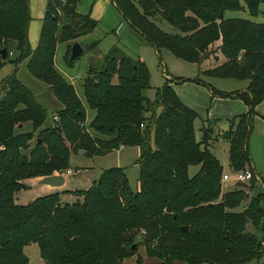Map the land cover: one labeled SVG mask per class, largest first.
<instances>
[{"label":"trees","instance_id":"trees-1","mask_svg":"<svg viewBox=\"0 0 264 264\" xmlns=\"http://www.w3.org/2000/svg\"><path fill=\"white\" fill-rule=\"evenodd\" d=\"M79 1L47 0L32 48L29 0H0V48L6 47L0 67L14 47L16 55L9 60L26 59L29 71L62 103L57 118L42 126L46 112L33 92L14 72L0 81V264H29L24 248L32 242L38 245L41 264H122L134 254L137 264H147L138 253L140 245L155 264H240L259 256L264 251V187L252 188L261 178L254 173L224 189L223 165L210 148L212 125H203L197 139L198 112L167 81L149 99L144 94L149 72L140 58L112 45L99 67L88 68L81 86L93 115L86 122L84 102L54 64L58 42L75 39L97 23L90 12L77 10ZM113 1L156 50L166 47L199 64L222 54L221 61L201 73L248 79L244 90L232 92L248 108L227 118L229 127L220 135L228 141L231 170H252L247 142L255 106L264 100V22L225 13L246 6L256 15L260 0H243L245 5L240 0ZM158 17L179 32L160 29ZM69 54L68 49L71 64L76 57ZM25 121L32 129L16 131ZM128 145L138 147L136 189L124 166L115 165L89 187L75 189L73 201L62 202L59 191L27 204L15 201V191L26 180L69 168L72 150L91 156ZM192 164L199 168L190 175ZM245 199L243 209L236 210Z\"/></svg>","mask_w":264,"mask_h":264},{"label":"rangeland","instance_id":"rangeland-1","mask_svg":"<svg viewBox=\"0 0 264 264\" xmlns=\"http://www.w3.org/2000/svg\"><path fill=\"white\" fill-rule=\"evenodd\" d=\"M240 1L245 5L243 0ZM76 6L79 12H90L91 16L97 20V23L90 31L75 38L83 46L84 50L71 64H68L66 60L69 40L58 42L54 55V64L56 69L74 85L77 94L84 102L87 109L86 122L92 117L93 110L87 106L84 98L81 86L83 76L86 75L90 66L99 67L109 48L112 45H117L132 58H140L145 63L149 72V87L144 90V94L149 99L154 100L157 89L167 81L175 89L182 101L198 112V116L194 120L197 139L202 136L203 125L207 126L208 123L212 125L214 131L212 132L213 140L210 148L212 150L215 149L223 164V172H231L229 164L225 163L228 141L220 133L229 127L227 118L247 110V104L242 98L232 92L244 90L248 85V79L209 76L201 73L203 68L213 66L215 62L221 61L224 58L222 54L218 55L216 59L210 57L199 64L176 56L166 47H160L156 50L144 35L130 25L121 15L113 0H80ZM259 10L258 14L252 15L244 6L241 9L227 10L225 14L228 17L241 16L264 22V0H260ZM155 22L163 31L169 33L179 32V29L172 26L165 19L158 17ZM94 41H96L95 45L87 46V44ZM217 43L218 41L212 47L215 48ZM12 51L13 53L0 67V81L14 72L16 77L33 92L36 99L44 107L46 115L42 126H47L53 122V114H57V110L62 103L56 98L45 81L34 76L29 71L26 59H22L17 63L9 60L16 55L14 47H12ZM218 91H223L224 93L219 94ZM260 102L261 104H257L258 106L264 105V100ZM242 108L246 109L242 110ZM258 113V110H256V114ZM260 113L257 117H253L252 123L254 125L249 134L247 146L250 157L255 164V173L258 176H263L262 178L264 179V109H261ZM31 129L32 124L30 121H25L21 127H16V131ZM36 135L37 132L30 141V145L34 144ZM132 148L133 146H128L121 153L117 150H111L91 156L84 154L83 151L80 153V150H72L69 155V168L74 172L66 174L67 188L53 191L60 192L62 202L73 201L77 198L73 192L75 189H78V187H89L93 181L99 178L104 169L115 165L124 166L130 186L136 189L138 187L139 165L136 162L137 155L134 154V149L136 148H133V150ZM198 168V164L190 165L188 167L189 174H194ZM233 185V179L222 181L224 189H229ZM263 187V181L257 180L252 192ZM261 191L264 192V189ZM41 194H44V191H41V185L36 183L29 185V180H26V186L16 190L14 198L17 203L27 204ZM246 201V199L243 200L235 209H243ZM248 228L260 235V230L252 224L249 223ZM24 249L28 255L29 264L42 263L43 258L39 253L36 242L28 244ZM150 259L152 262L146 263L155 264L152 257ZM127 264H129L128 261ZM199 264L212 263L203 261ZM240 264H264V251L259 256H254Z\"/></svg>","mask_w":264,"mask_h":264},{"label":"crops","instance_id":"crops-1","mask_svg":"<svg viewBox=\"0 0 264 264\" xmlns=\"http://www.w3.org/2000/svg\"><path fill=\"white\" fill-rule=\"evenodd\" d=\"M46 3H47V0H29L30 21H29V24H28V37H29V41H30L29 42L30 46H32V48H34L36 46L37 42H38L39 31H40L42 19H43V16H44ZM92 8H93V6H92ZM74 40L75 39L69 40V43L67 44V50L68 49L70 50L71 43ZM257 104L259 105V104H261V102L257 103ZM257 104H256L255 108H257L256 110H258V112L260 113L261 109H264V105L258 106ZM61 106L59 108H61ZM243 109H246V108H242V110ZM241 112H244V111H241ZM238 113H240V112H238ZM258 114H255L254 117L255 116L257 117ZM128 146H133V148H136V149H134V154L138 156V147L135 146V145H128ZM128 146H121L120 148H117V149H114V150L120 151V153H121ZM133 148H132V150H133ZM213 151L216 154L215 149ZM80 153H82V151ZM225 155H226L225 156V163H228V142H227V146H226ZM216 156L218 157L217 154H216ZM251 167H252L253 172L255 173V164H254V161H252V159H251ZM69 174H71V173H69ZM255 174L257 175V173H255ZM259 176H260L261 180L264 183V179L262 178L263 176H261V175H259ZM38 178L39 177H34V178L29 179V182H30L29 185H33L34 183H36L38 185H41V191H44V194L48 193V192H51L53 190H61L62 188H67L66 187V174H64V182L61 185H57V186H51V185L44 184V183H38ZM74 188H77V187H74ZM78 188H84V187H78ZM138 253L142 255L144 262H152L150 257H146V255L144 253V246L143 245H140L138 247ZM127 261L129 262V264H131V263L132 264H137L136 255L134 254V255H129V256L124 257L123 260H122V264H125V263L127 264Z\"/></svg>","mask_w":264,"mask_h":264},{"label":"water","instance_id":"water-1","mask_svg":"<svg viewBox=\"0 0 264 264\" xmlns=\"http://www.w3.org/2000/svg\"><path fill=\"white\" fill-rule=\"evenodd\" d=\"M83 50H84L83 46L78 41L76 40L73 41L70 47V54H69L70 59H73L78 55H80L83 52ZM5 54H6V47L3 46L0 48V56L3 58L5 57ZM79 150L80 152L82 151L81 149ZM63 182H64L63 170H60L55 173L47 174L38 178V183H44L51 186L61 185ZM182 228L187 229L188 225H183Z\"/></svg>","mask_w":264,"mask_h":264},{"label":"built area","instance_id":"built-area-1","mask_svg":"<svg viewBox=\"0 0 264 264\" xmlns=\"http://www.w3.org/2000/svg\"><path fill=\"white\" fill-rule=\"evenodd\" d=\"M12 50L9 51L10 54H12ZM53 118H57V114H53ZM58 172V171H57ZM73 171L70 168H67L63 171V174H69ZM254 176V172L251 169H239V170H232L231 172H222L221 174V181L233 179L234 181H248ZM258 178V175H256Z\"/></svg>","mask_w":264,"mask_h":264}]
</instances>
